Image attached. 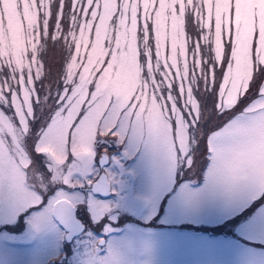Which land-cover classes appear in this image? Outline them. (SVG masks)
Here are the masks:
<instances>
[{
    "label": "snow or ice",
    "instance_id": "snow-or-ice-1",
    "mask_svg": "<svg viewBox=\"0 0 264 264\" xmlns=\"http://www.w3.org/2000/svg\"><path fill=\"white\" fill-rule=\"evenodd\" d=\"M16 13L0 0V264H144L165 237L117 230L125 212L211 208L264 245V0H16ZM200 156L202 181L185 180ZM197 243L264 264V247Z\"/></svg>",
    "mask_w": 264,
    "mask_h": 264
},
{
    "label": "rangeland",
    "instance_id": "rangeland-1",
    "mask_svg": "<svg viewBox=\"0 0 264 264\" xmlns=\"http://www.w3.org/2000/svg\"><path fill=\"white\" fill-rule=\"evenodd\" d=\"M3 10L12 16H16V0H3ZM63 54L55 49L49 51V61L52 69V74L55 76L56 69L60 65ZM109 150L113 154H119L121 149L116 145H109ZM203 151V148L201 149ZM205 157H199V163L194 171L185 174L184 179L201 180L200 165L203 164ZM130 166H135L133 161H128ZM133 186L139 188L141 181L134 178ZM162 208H167L165 201ZM164 211L152 219L151 221L142 222V219L131 212H125L115 224L117 230H123L127 226H135L140 229L150 230L154 233L164 235V239L157 240L153 250L146 256L140 259L144 264H238V256L233 249L203 247L197 241H228L234 245L251 246L256 248L264 247V245H249L246 239H242L239 234V227L242 221L239 217L231 219L209 218L213 217L214 213L211 208L204 209L201 218L192 220H181L172 222L164 219ZM243 215V214H241ZM129 216V220L121 226L122 217ZM230 226L225 228V224ZM119 234V231L116 233ZM21 249L26 250L30 246L20 245ZM21 259L28 260L29 256H22ZM59 263V261H56Z\"/></svg>",
    "mask_w": 264,
    "mask_h": 264
},
{
    "label": "flooded vegetation",
    "instance_id": "flooded-vegetation-1",
    "mask_svg": "<svg viewBox=\"0 0 264 264\" xmlns=\"http://www.w3.org/2000/svg\"><path fill=\"white\" fill-rule=\"evenodd\" d=\"M128 220H129V216H128V217H127V216L122 217V220H121V221H122V222H121V226H122V224H123L124 222H127ZM142 222L145 223L144 220H142ZM114 227H115V225H114ZM96 235H97V236H101L102 233H96ZM66 247H70V246L66 245ZM65 256H66L65 264H67V260H70V259H72L73 257H72V256H69V255L67 254V252H65ZM54 264H60V262L57 263V262L55 261Z\"/></svg>",
    "mask_w": 264,
    "mask_h": 264
}]
</instances>
